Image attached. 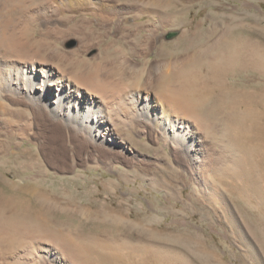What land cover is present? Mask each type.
<instances>
[{"label": "bare ground", "instance_id": "obj_1", "mask_svg": "<svg viewBox=\"0 0 264 264\" xmlns=\"http://www.w3.org/2000/svg\"><path fill=\"white\" fill-rule=\"evenodd\" d=\"M65 1L0 0V100L15 98L29 109L27 113L47 117L54 126L63 125L112 150L126 149L127 143L147 147L148 142L141 143L133 135L141 130L155 144L151 148L155 152L168 148L172 153L161 163L164 179L153 180L155 187L170 190L179 168L186 173L182 179L191 178L195 193L187 195L192 204L199 203L193 208L199 210L200 220H206L201 197L216 201L212 192L222 187L236 203L249 206L248 218L254 217L258 225L264 222V40L249 34L231 36L233 26L217 38L215 27L186 28L169 58L151 63L142 84L134 87L130 79L135 74L129 67H113L100 54L78 65L72 58L74 51L59 54L30 43L23 37L28 26H11L19 21L28 25L29 9L36 3L53 13ZM6 111L0 109V119H5ZM4 129L11 141L0 143V264H198L186 256L187 244H194L208 264L219 262L197 232L180 227L177 218L166 221L165 203L150 202V209L142 206L129 214L123 205L128 199L115 207L94 204V210L72 207L67 193L66 200H54L39 186L41 161L16 141L22 128L9 124ZM214 145L222 150L212 161ZM53 162L60 171L73 172L86 161L55 155ZM9 170L15 179L8 177ZM26 170L34 171L28 176L30 183L21 177ZM121 178L127 180L128 174ZM172 192L167 191L168 196L175 198L176 191ZM84 193L94 190L86 187ZM180 202L181 208L172 214L185 212L186 217L190 202ZM62 213L83 215L92 222L80 220L71 229L54 220ZM104 222L111 225L109 230L101 226ZM262 229L264 235V227H259V236L264 244Z\"/></svg>", "mask_w": 264, "mask_h": 264}, {"label": "rangeland", "instance_id": "obj_2", "mask_svg": "<svg viewBox=\"0 0 264 264\" xmlns=\"http://www.w3.org/2000/svg\"><path fill=\"white\" fill-rule=\"evenodd\" d=\"M66 1L65 4L62 3L64 7H60L61 11L57 10L53 13L36 3L30 9L28 8L32 12V18H29L28 25H23L19 21L11 26H28L23 37L30 43L43 45V47L55 50L59 54L74 51L75 54H72V58L78 65H82L85 61H93L100 54L113 67H129L134 72L132 75L135 74L130 79L134 80L133 85L130 81V85L134 87L142 84L151 63L169 58V54L175 50V42L180 33L186 28L203 26L204 31L215 27L214 38H217L223 31L233 26L234 30L231 36L249 34V37L253 39L259 37L264 40V0H162L163 3L161 0H94L92 3H87L85 0ZM75 5L77 6L75 7ZM53 27L54 29H52ZM245 30L246 33H244ZM140 76L142 77L140 78ZM152 98L156 101L154 95ZM0 105V109H7L5 119H0L1 146L11 141L7 137V130L4 129L6 125H13L17 129L22 128L16 132V141H21V148L26 149L33 156H37L41 161L40 173L43 174H39L41 178L39 186L54 200H66L67 193L70 194V198H68L72 201V207L82 206L94 210V204L101 203L115 207L120 203V200L128 199L125 202L126 205H123L129 214L138 211L142 206L148 209L150 202L165 203L169 210L164 214L166 221L171 222L177 218L180 221V227L190 232H197L201 239L211 247V253L217 255L219 262H215V264H264V244H261L259 236V227H264V222L258 225L257 222H254V217L248 218L249 212L246 209L249 206L246 203H236L222 187H217L218 190L214 191L215 194L212 192L216 201L209 200L207 196L201 197L204 199L202 201L204 203L200 202V204L210 209L211 212L203 208L202 211L206 210V217H204L206 220H200L199 210L193 208L198 207L199 203L196 202L194 205L188 199L189 195L195 193L190 188L191 178L182 179L180 177L181 175L186 176V173H182L183 171L181 172L178 168L175 177L171 178L173 182L169 178L171 181L169 187L172 186L173 192L176 191L175 198H170L167 193V191L172 192V188L165 190L161 186L155 187L152 184L156 178L164 179L163 174L159 172L160 165L163 160L172 158V153L168 148H165L166 152L164 153L159 152L160 154L155 152L154 148L151 149L155 147V144L150 142L146 133L136 128V131H133V135L138 141L150 143H146L147 147L142 144L132 147L127 143L126 149L112 150L92 144L84 134L70 131L63 125L54 126V122L47 117L39 118L32 112H30L31 114L27 113L29 109L19 104L15 98L14 100L9 97L3 98L0 100ZM18 117L21 121L17 119ZM5 123L6 125L3 126ZM16 149V146L12 144L11 150L15 151ZM1 150L2 148H0V152L3 151ZM221 150V145L213 146V157L210 156L212 161L217 159L218 152ZM55 155H64L68 160L73 158L76 162H86L81 165L76 163L78 165L73 172H63L53 162ZM33 173L32 170H26L21 173V177L25 179L26 183H30L28 176H32ZM77 173L80 174L79 177L76 175ZM125 173L128 174L127 180L121 178ZM7 174L11 179H15L13 170H9ZM86 187L92 188L94 193L85 194ZM180 192L183 197L179 196ZM196 194L198 195V193ZM182 200L183 203L190 202L185 206V210L188 211L186 217H184L185 212H178L180 215L172 214L173 209L181 208L182 202L180 201ZM54 220L60 225L66 224L65 227L71 229H74L80 220L88 225L92 222L83 215L69 217L63 213ZM101 226L107 230L111 227L105 222ZM262 238L264 241L263 229ZM246 243L253 246L254 249L253 247L252 251L248 249ZM187 246L185 251L188 259L198 264H208L201 252H196L194 244H187Z\"/></svg>", "mask_w": 264, "mask_h": 264}]
</instances>
